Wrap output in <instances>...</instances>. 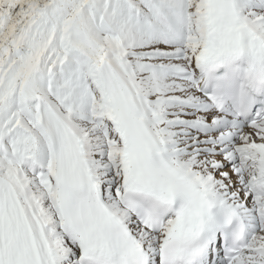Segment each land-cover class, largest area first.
<instances>
[{"label":"snow or ice","instance_id":"6c2138e0","mask_svg":"<svg viewBox=\"0 0 264 264\" xmlns=\"http://www.w3.org/2000/svg\"><path fill=\"white\" fill-rule=\"evenodd\" d=\"M0 264H264V0H0Z\"/></svg>","mask_w":264,"mask_h":264}]
</instances>
